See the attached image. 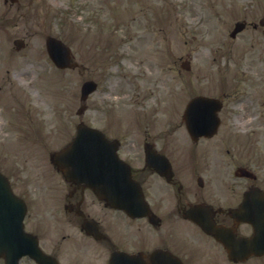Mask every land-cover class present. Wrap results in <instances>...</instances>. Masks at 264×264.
<instances>
[{"label": "flooded vegetation", "instance_id": "obj_1", "mask_svg": "<svg viewBox=\"0 0 264 264\" xmlns=\"http://www.w3.org/2000/svg\"><path fill=\"white\" fill-rule=\"evenodd\" d=\"M16 4L17 11L25 7ZM128 4L138 9L127 26L122 23L115 29L123 34V42L116 46L118 55L123 50L138 53L141 39L149 34L142 22H147L146 14L150 17L152 3ZM245 18L241 20L242 31L232 40H239L241 46L240 39L246 36L242 43L246 55L264 53V17ZM257 36H261L260 41H256ZM145 61L137 60L138 68L144 67ZM145 76L142 70L139 77ZM252 96L240 94L234 102L241 107V112L232 116L235 125L221 118L229 114L226 109L230 106L223 103L227 99L223 92L219 103L221 129L212 137H191L187 133L181 102L175 108L178 122L174 127L168 128L165 123L116 133L119 153L130 166L131 176L149 207L148 215L142 217H130L107 206L90 189L65 180L55 166L57 176L29 177L23 175V166L1 157L0 173L26 205L24 230L59 264L262 263L264 255L231 260L220 242L186 217L195 205L198 214L211 216L217 225L236 227L235 233L245 236L251 235L252 227L233 215L256 216L264 224V96L256 103L251 101ZM10 126L11 131L5 134L7 141L14 135ZM240 206L242 209L235 212ZM18 213L16 210L13 214ZM5 261L0 257V264ZM18 262L39 264L28 257Z\"/></svg>", "mask_w": 264, "mask_h": 264}, {"label": "rangeland", "instance_id": "obj_2", "mask_svg": "<svg viewBox=\"0 0 264 264\" xmlns=\"http://www.w3.org/2000/svg\"><path fill=\"white\" fill-rule=\"evenodd\" d=\"M19 1L25 7L17 11L15 5L0 0V158L7 157L8 161L20 166H26L29 155H35L33 159L38 160L35 164L42 171L43 165L47 163L48 166L49 152L68 141L79 120L104 128L112 135L121 130H141L146 124L149 126L147 119L151 115L155 116L156 125L166 118L169 121L171 114L165 106L176 100V94L184 104L191 94L217 95L223 85L231 95L229 100L233 101L239 93H233L235 89L231 87L237 82L242 85L240 94L252 93L251 101L255 103L264 94V81L257 85L252 81L253 90L247 92L251 85L249 76H241L236 66L227 65L231 59L236 64L239 62L237 51L233 52L239 40H230L228 32L233 18L241 14H219L220 7L215 8L216 12L207 7L211 3L219 6L220 3H264V0ZM115 3H168L158 17H155L157 8H151L156 23L149 18L151 37L141 39L138 55L112 54L111 49L118 42L112 35L118 23L111 13L108 17L107 9H112ZM177 3H182L181 8L175 7ZM218 15L222 16L218 18ZM103 16L106 18L100 23ZM129 20L130 16L124 22ZM158 27L162 30L159 31ZM47 35L63 40L82 69L56 70L44 50ZM245 38L240 39L241 44ZM14 39H24L27 46L16 51ZM218 46L222 47L221 51ZM139 57L147 58L148 65V78L142 81L132 78L135 76L132 69ZM186 58H190L188 72L180 68V61ZM248 63H251V69L256 68L254 59ZM250 68L246 63L241 66L244 71ZM89 78L97 82L99 88L86 102L88 111L79 117L80 85ZM178 85L182 87L180 93ZM170 97L174 98L170 100ZM137 105H147L148 116L143 115ZM30 106L35 110L33 121L39 132L29 134L26 144V141H19L22 143L19 147L15 136L17 127L9 141L5 134L11 131L9 123L11 128L14 127L11 122L13 114L24 112ZM116 106L117 110L113 111ZM233 107L228 108L230 116L241 111V107ZM227 116L223 121H228ZM31 149L34 154H30ZM256 262L264 264V260Z\"/></svg>", "mask_w": 264, "mask_h": 264}, {"label": "water", "instance_id": "obj_3", "mask_svg": "<svg viewBox=\"0 0 264 264\" xmlns=\"http://www.w3.org/2000/svg\"><path fill=\"white\" fill-rule=\"evenodd\" d=\"M46 49L57 67H72L69 49L59 40L47 38ZM94 89L95 85L92 82L83 83L81 101L83 102ZM114 150L115 148L104 139L101 133L85 125H78L77 135L71 145L63 149L58 159L54 160L57 163L64 161L66 166L71 165L81 170L78 172V177L101 197L106 198L110 204L129 211L138 210L142 207L139 190L128 178L126 168L117 159ZM249 222L254 225L255 235L250 240H239L238 245L244 255L258 254L256 250L259 248L257 222L255 220Z\"/></svg>", "mask_w": 264, "mask_h": 264}]
</instances>
